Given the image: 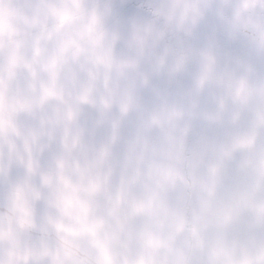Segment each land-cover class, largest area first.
I'll list each match as a JSON object with an SVG mask.
<instances>
[{"label":"clouds","instance_id":"clouds-1","mask_svg":"<svg viewBox=\"0 0 264 264\" xmlns=\"http://www.w3.org/2000/svg\"><path fill=\"white\" fill-rule=\"evenodd\" d=\"M0 264H264V0H0Z\"/></svg>","mask_w":264,"mask_h":264}]
</instances>
